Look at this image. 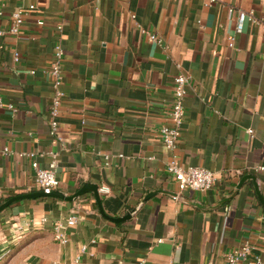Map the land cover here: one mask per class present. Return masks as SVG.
I'll use <instances>...</instances> for the list:
<instances>
[{
    "label": "crops",
    "instance_id": "crops-1",
    "mask_svg": "<svg viewBox=\"0 0 264 264\" xmlns=\"http://www.w3.org/2000/svg\"><path fill=\"white\" fill-rule=\"evenodd\" d=\"M30 5L19 35L7 34L12 13ZM0 6V151H7L0 155V206L23 197L0 212V264H225L243 243L264 261V207L254 190L255 184L264 200V173L253 171L264 166V0L213 6L206 0H0ZM250 12L261 24L245 23L237 34L239 13ZM58 25L65 98L55 137L47 71ZM179 73L191 84L175 154L183 166L215 174L204 193L180 192L166 172L171 153L159 130L169 124ZM25 154H34L41 168L55 159L54 195L38 196ZM241 182L222 206L189 204L212 207ZM86 185L97 186L108 217L133 214L110 221ZM70 216L77 222L65 229L62 245L51 226Z\"/></svg>",
    "mask_w": 264,
    "mask_h": 264
},
{
    "label": "built area",
    "instance_id": "built-area-1",
    "mask_svg": "<svg viewBox=\"0 0 264 264\" xmlns=\"http://www.w3.org/2000/svg\"><path fill=\"white\" fill-rule=\"evenodd\" d=\"M219 0H206L207 6H213ZM35 7L30 5L27 9L19 8L14 11L11 15V24L7 30V34L17 37L21 31L24 17L29 11H32ZM232 12V10H230ZM2 15V7L0 6V16ZM245 23H250L254 25L261 24L260 20H257L253 13H239L238 24L236 27V33H241ZM38 25H43L42 21H38ZM57 29V40L53 47L52 59L48 67L47 73L51 79L52 86V98L48 108L49 124H50V134L51 136H58V117L60 115V109L62 101L65 98V93L62 89L64 72H63V60H64V40H63V27L58 25ZM139 30L142 34L146 35L151 42L162 44V40L156 35L150 34L149 32L141 29ZM0 35H5V31H1ZM234 37L229 38V47H233ZM18 60V55L14 54V61ZM34 74V72H31ZM191 84V77L182 73L177 74L173 78V99L172 106L169 111V124L161 126L159 133L163 145L167 151L171 153L169 162L166 165L167 175L176 183L177 188L180 192L185 190H192L200 193L210 191L215 183V174L202 167H185L179 162V158L175 154L177 145L181 138V129L186 120V110H185V97L187 94V88ZM0 106H2V101L0 98ZM8 108L15 112L12 105ZM252 134V131H248ZM7 151H0V155L6 154ZM24 156L31 159V168L34 172V182L39 188L40 192L45 196H50L51 193L57 189L59 185V180L56 176L57 163L55 159L48 165L47 168L39 167L34 154H25ZM118 158H123V156H118ZM105 165L110 164L109 157H104ZM256 173H264V166H256L253 168ZM100 193L107 194L109 190L106 188H101ZM77 222L76 217L70 216L65 220H57L52 226V234L54 239L64 245L67 243L68 239L65 233L67 227L75 225ZM41 225L46 224V219L43 218L40 221ZM86 247L81 248V253L86 252ZM138 264H144L143 261ZM225 264H264L263 258L260 255L253 253V248L249 243H243L240 247L231 250L225 258Z\"/></svg>",
    "mask_w": 264,
    "mask_h": 264
},
{
    "label": "water",
    "instance_id": "water-1",
    "mask_svg": "<svg viewBox=\"0 0 264 264\" xmlns=\"http://www.w3.org/2000/svg\"><path fill=\"white\" fill-rule=\"evenodd\" d=\"M249 179H251L252 181H255V178L254 177H249ZM241 187H242V182L241 183H239L237 186H236V189L234 190V192L231 194V195H229L228 197H226V198H224L223 200H221V201H219L216 205H214V206H212V207H205V206H203V205H200V204H197V203H189V204H191L193 207H197V208H202V209H213V208H217V207H219V206H222L223 204H225L226 202H228L229 200H231L235 195H237V193L239 192V190L241 189ZM90 189L93 193H94V195H95V199H96V201H97V203H98V205H99V208H100V213L104 216V217H106L107 219H109L110 221H112V222H122V221H124V220H126V219H128V218H130V215L131 214H133V211H132V213H130L129 215H126L125 217H122V218H120V219H113V218H110V217H108L107 215H105V213L103 212V210H102V208H101V206H100V196H99V194H98V188H97V186H95V185H86V189ZM254 190H255V192H256V195H257V197H258V199H259V201H260V203L262 204V206L264 207V200H263V198L261 197V195H260V193H259V191H258V188H257V186L254 184ZM159 192V191H158ZM55 193H51V195L50 196H52V195H54ZM79 194H81V191L80 192H78L77 193V195H79ZM153 194H155V193H147V195L144 197V199H143V202H145L149 197H151ZM166 194H171V196L172 197H176V198H181L180 197V195H177V194H174V193H166ZM28 196H31V195H28ZM38 196H45L43 193H39L38 194ZM59 196V195H58ZM21 198H23V197H18V198H15V199H11L10 201H8L7 203H5L4 205H2V206H0V212L5 208V207H7L9 204H11V203H13L14 201H16V200H18V199H21Z\"/></svg>",
    "mask_w": 264,
    "mask_h": 264
}]
</instances>
